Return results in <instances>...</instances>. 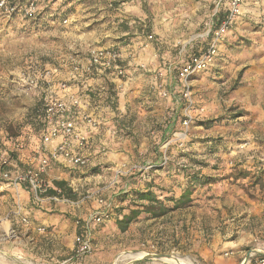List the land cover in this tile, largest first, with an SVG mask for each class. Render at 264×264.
<instances>
[{
	"label": "rangeland",
	"instance_id": "374dc122",
	"mask_svg": "<svg viewBox=\"0 0 264 264\" xmlns=\"http://www.w3.org/2000/svg\"><path fill=\"white\" fill-rule=\"evenodd\" d=\"M43 1L48 6L35 20H0V154H15L22 166L34 156V142L39 140L41 125L37 126V118L45 95L42 72L50 70L53 76L75 63L80 65L91 46L121 49L128 56L126 69L128 61L133 62L146 47L152 46L156 53L154 60L138 65L146 75L151 74L145 87H133L127 93L122 111L117 98L109 104L115 114H120L110 126L129 143L121 154L128 172L115 179V165L121 157L106 166L67 168L71 176L81 178L75 183L74 194V199H79V217L71 218L59 210L46 213L61 215L66 225L77 226L76 221L82 222L88 212L97 210V196L111 202L110 220L88 226L94 251L76 257L73 244L64 256L71 258L66 264H114L120 254L139 251L188 258L193 264H239L250 250L264 252V177L257 190L259 181L249 169L251 141L264 145V0H243L240 15L219 44L216 62L194 76L191 98L194 107H203V111L190 124L182 146L173 140L174 134L182 130L186 104L180 84L174 73L171 89L162 81L164 75L158 77V85L162 83L169 92L164 97L154 77L164 72L168 62L179 63L178 51L183 46L187 49L192 44L193 50L205 46V41H195L194 36L209 21L219 23L226 4L217 19L212 16L214 0H112V6L106 9L116 14L119 9L126 10V17L121 19L103 15L96 7L98 0H62L59 5H53L55 0ZM31 80H37L36 87H31ZM174 103H178L177 111ZM260 134L263 138L258 137ZM16 142L23 144L22 152L13 150ZM201 145L211 152L209 157H194L189 165L188 160L177 164L172 159L175 148L184 153ZM155 151L161 154L158 168L164 173L159 177L162 179H151L144 187L154 185L165 196L173 197L189 186L191 201L174 209L175 213L153 221L136 197L143 190L138 177L142 165L132 162L144 160L149 153L155 155ZM164 156L167 161L162 164ZM134 165L139 167L130 170ZM148 166L146 169L151 171L158 165ZM257 199L262 205L259 214L253 210ZM60 204L66 209L64 205H70ZM132 209H138L140 214L121 231L116 220ZM13 228L14 232L0 231V264H52L40 250H29L22 226ZM147 260L169 264L160 258Z\"/></svg>",
	"mask_w": 264,
	"mask_h": 264
},
{
	"label": "built area",
	"instance_id": "2783aa9c",
	"mask_svg": "<svg viewBox=\"0 0 264 264\" xmlns=\"http://www.w3.org/2000/svg\"><path fill=\"white\" fill-rule=\"evenodd\" d=\"M222 1L219 0V2ZM43 2V0H0V20H35L42 8L48 6L47 3L43 4ZM242 3L243 0H227V10L220 22L209 21L205 29L194 36L195 41H205V46L195 52L189 51L179 64H174L175 66L167 65L164 69V72L166 70L174 72L181 87V98L186 102L181 119L182 130L175 133V138H173L175 143L179 142V146H182V142L187 136V130L197 113L203 111V107H194L191 98V82L196 74L210 69L216 62L219 44L230 26L240 15ZM62 21L66 23L67 19L63 18ZM127 57L121 49L109 46H91L87 51L86 63L84 65L75 63L72 65V69L84 75H89L97 70H109L118 77H126L127 69L124 62ZM164 72H158L154 80L155 86H159L160 94L167 97L169 95L168 90L162 87V83L158 85L156 80ZM52 73L50 70H45L40 74L45 84V95L42 98L43 109L39 115L41 127L34 156L30 158V162L24 163L22 169L10 171L7 169L9 165L8 152L4 151L0 154V182L11 187L16 198L13 207L7 212V219L16 217L18 222L25 226L29 224V220L21 212L20 190L24 188L29 193L31 202L36 205L47 202L70 204L72 198L60 195L58 188H54L56 194L49 195L47 193L51 184L44 179V176L48 172L51 162H62L68 168L86 166L89 163V156L86 154L88 136L99 124L95 117L79 112L80 104L77 98L62 99L51 96L48 88L51 86ZM30 84L31 87H36L37 80H31ZM57 86L60 90H65L67 83L62 81ZM53 140H57L56 143L48 148L47 146ZM168 143L165 144L166 147ZM13 150L22 152L23 144L16 142ZM166 161L167 158L164 156L162 164ZM137 167L139 166L134 165L130 170ZM128 170L126 164L122 163L114 170L115 179L124 175ZM96 203L98 204L97 210L90 213L82 222L76 221L79 233L74 237V245L75 252L78 255H87L94 251L93 241L88 233L89 224H100L109 221L111 218V202L97 196ZM37 230L44 232L45 228L39 226ZM11 231L14 232V228H11ZM224 255L227 256L228 253L226 252ZM239 264H264V252L252 250L248 260L243 261L242 259Z\"/></svg>",
	"mask_w": 264,
	"mask_h": 264
},
{
	"label": "crops",
	"instance_id": "0c3cea01",
	"mask_svg": "<svg viewBox=\"0 0 264 264\" xmlns=\"http://www.w3.org/2000/svg\"><path fill=\"white\" fill-rule=\"evenodd\" d=\"M112 0H98L99 4L96 6L97 9L103 14L107 16H118L121 19L125 18L127 15L126 10H120L114 13L113 10L109 11L106 7H111ZM62 0H55L53 5L61 4ZM48 3V2H47ZM63 3V2H62ZM227 6V0H223L219 2V0H214L215 9L212 12V16L215 15L217 19L220 17L222 6ZM59 8V7H58ZM227 10V8H225ZM116 11V10H115ZM224 14V13H223ZM222 14V16H224ZM185 47V48H184ZM192 48V44L187 47L183 46L178 51V56L180 57L179 63L184 59L186 54ZM127 56V54H125ZM156 53L154 52V48L152 46L146 47L145 49L137 55V58L133 60V62H129L127 65V76L126 77H118L114 72L109 70H97L93 71L89 75H84L80 72L74 71L72 68L65 69L63 71H59L52 76L51 86H49L48 90L51 96L54 98H62L68 99L69 97H75L79 100L80 109L79 112L83 114H87L95 117L98 120V127L93 130L88 136V149L86 154L89 156V163L86 166H106L118 158H123L121 154L123 151H127V146L129 143L126 140H122L116 134L113 126H110L111 121L115 119V117H119L120 114L114 113V110L109 107V104H112L114 100L117 98L121 108L124 109L125 103L128 98V92L133 90V87L136 89H142L146 85L147 79L151 80V74H147L144 71H141L138 68L139 63L143 61L149 62L152 59L154 60ZM128 60V58H127ZM87 61V58H82L80 60V65H84ZM168 62L169 65L175 66L179 63ZM173 71L166 70L164 72V78L162 81L165 82L166 86L171 89L174 86V77ZM65 81L67 83V88L65 90H60L58 88V83ZM176 103V102H175ZM174 103V104H175ZM117 109V108H116ZM167 109V108H166ZM175 111L179 109L178 103L175 104ZM165 108L163 109V111ZM122 111V110H121ZM164 115V113L162 114ZM172 121L176 122L177 120L173 117ZM170 127V126H169ZM258 135H256L257 137ZM258 137L263 138V134H260ZM57 140H53L47 146L50 148L52 145L56 143ZM38 144V140L34 142L33 150H35L36 145ZM104 150V152H102ZM247 151V150H246ZM249 163L250 168L253 173H255L259 182L256 183L257 190L261 185H264V182L261 184V177H264V145L256 144L254 141H251L249 146ZM180 153V154H179ZM210 151L206 150L205 146H192L189 152H181L175 148L172 150V159L177 163L181 164L183 161L188 162L192 161L193 158L197 156L209 157ZM244 153V152H243ZM150 155L145 156L144 160L134 161L132 163H138L142 166L139 170L140 174L138 177L140 178V187H143V190H150L154 192H158L156 198L164 200L163 202H169L172 204L173 201L165 198V194L161 193L158 189L154 187V185H150L144 187L146 182H150L151 179L157 181L160 176L163 175V169L160 170V162H161V154L155 151V155L149 153ZM150 156V158H149ZM185 159V160H184ZM119 160V159H118ZM188 160V161H187ZM30 161V158L29 160ZM28 161H24L27 163ZM127 162L125 158L119 160V164L115 165V168L119 167L120 163ZM158 165L154 170L148 171L145 166L147 165ZM159 167V168H158ZM68 167H65L62 162H51L48 172L45 174L48 182L53 180H61L66 183L69 189L76 194L75 183L76 181L81 180L80 177L71 176L70 172L67 170ZM114 168V169H115ZM82 173V172H81ZM159 182V181H158ZM122 189L126 187V185L122 182ZM261 184V185H260ZM137 185H131L130 187H136ZM264 188V186H263ZM13 189L9 187L6 183L0 182V231L10 230L14 226H22V233L25 236V239L29 241V250L37 249L40 250V254L43 257L50 258L52 264H66L69 262L71 258H64L67 249H71L73 247L74 236L79 232V227L76 225H66L65 220H61L60 216H52L46 213H50L55 210H59L61 212L67 213L69 217L75 218L79 217L80 211L77 210L79 199L72 198V202L70 205H64L68 208H64L60 203L49 204L47 202L45 207L35 205L31 202V198L29 193L22 188L19 193L20 204L22 205L21 212L23 215L27 216L29 220V224L27 226L22 225L18 222L16 217H10L7 219V212L13 207L16 198L13 193ZM126 192V190H122V193ZM181 193V192H180ZM174 195L173 199H177L180 195ZM57 206H60L59 208ZM63 207V208H61ZM188 207L184 208L185 210ZM61 209V210H60ZM255 214H259V211L262 210V205L257 199L255 201L254 206ZM177 210H170L166 214L161 215L159 217H152L153 221L160 220L167 215H171L175 213ZM89 214V212H88ZM88 214L85 215L88 216ZM37 219L39 222H35L33 219ZM35 223V224H34ZM54 224L52 228L50 226H46L44 232H39L37 227L42 224ZM57 223V224H55ZM90 227H88V233L92 239L93 235L90 231ZM83 260V259H82ZM88 260H93V258H88ZM88 260H84L85 262ZM71 264H80L70 262ZM213 263V262H212ZM86 264H91L87 262ZM99 264V263H97ZM144 264H159L154 261L146 260ZM235 264V263H234Z\"/></svg>",
	"mask_w": 264,
	"mask_h": 264
},
{
	"label": "trees",
	"instance_id": "16d2710c",
	"mask_svg": "<svg viewBox=\"0 0 264 264\" xmlns=\"http://www.w3.org/2000/svg\"><path fill=\"white\" fill-rule=\"evenodd\" d=\"M205 43V42H204ZM192 52H195L197 49L193 50V47L191 48ZM42 100H40L41 102ZM43 105V102H42ZM39 117V116H38ZM38 119L37 126L41 125L40 118ZM19 162L17 156L15 154L9 155V165L7 166L10 171H16L19 168L23 167ZM50 189L48 190V194H56V191L54 188H58L60 190V195H63L67 198H74L73 192L67 187L66 183L61 180H53L51 185L49 186ZM190 194H191V188L189 186L185 187L179 197L177 199H173V197L166 196V201H173L172 205L169 206L168 204L164 203L162 199L156 198L154 193L150 190H142L136 194V197L138 200L142 202L141 206L143 209L149 213L151 217H159L161 215L166 214L170 210H174L178 207H183L189 204L190 200ZM140 214V211L138 209H132L129 211V213L122 215L119 219L116 220V226L121 231H125L129 225L138 217ZM79 233V232H78ZM76 257H83L85 255H78L75 252ZM88 255V254H87Z\"/></svg>",
	"mask_w": 264,
	"mask_h": 264
},
{
	"label": "bare ground",
	"instance_id": "6f19581e",
	"mask_svg": "<svg viewBox=\"0 0 264 264\" xmlns=\"http://www.w3.org/2000/svg\"><path fill=\"white\" fill-rule=\"evenodd\" d=\"M145 255L146 252L144 251L122 253L114 260V264H127L128 262L142 258ZM160 259L169 264H193L188 258L175 256H164Z\"/></svg>",
	"mask_w": 264,
	"mask_h": 264
},
{
	"label": "water",
	"instance_id": "95a60500",
	"mask_svg": "<svg viewBox=\"0 0 264 264\" xmlns=\"http://www.w3.org/2000/svg\"><path fill=\"white\" fill-rule=\"evenodd\" d=\"M251 251H252V250L248 251V252L245 254V256H244V258H243V261H247V260H248ZM164 256H169V255H167V254H161V253H147V252H146V255H145V256H143L142 258H139V259H136V260L130 261L128 264H130V263H132V262L139 261V260H143V259H146V260H147V259H159V258H162V257H164ZM170 256H172V255H170Z\"/></svg>",
	"mask_w": 264,
	"mask_h": 264
}]
</instances>
